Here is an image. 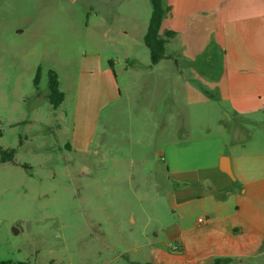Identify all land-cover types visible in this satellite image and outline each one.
Returning a JSON list of instances; mask_svg holds the SVG:
<instances>
[{"label":"rangeland","instance_id":"rangeland-1","mask_svg":"<svg viewBox=\"0 0 264 264\" xmlns=\"http://www.w3.org/2000/svg\"><path fill=\"white\" fill-rule=\"evenodd\" d=\"M151 12V0H0V146L15 149L0 164V261L175 264L161 252L179 244L187 264H264V235L195 226L206 218L195 210L181 241L166 232L179 218L171 170L189 161L186 136L216 133L220 115L234 120L217 101L200 114L185 98L188 76L221 74L222 51L207 48L193 68L179 52L173 99L155 80ZM49 70L65 92L57 108Z\"/></svg>","mask_w":264,"mask_h":264},{"label":"crops","instance_id":"crops-1","mask_svg":"<svg viewBox=\"0 0 264 264\" xmlns=\"http://www.w3.org/2000/svg\"><path fill=\"white\" fill-rule=\"evenodd\" d=\"M165 3L170 10L160 33L175 34L166 43L167 56L150 64L155 80L166 81L173 99L179 76V52L184 53V65L193 68L197 55L207 48L222 51L221 74L212 80L204 75L188 76L185 98L187 103L202 105L200 114L204 113V106L217 101L234 120L231 124L225 120L226 116L220 115L216 133L196 139L186 136V155L181 159L189 161L171 170L176 181L172 202L179 218L166 232L171 241H181L191 229L188 213L195 210L205 215L202 224L207 229L220 227L228 235L248 231L256 242L257 236L264 235V0H165ZM217 112L212 110L211 115ZM176 144L167 147L172 163H175L172 159H178ZM71 146L77 151V140ZM79 147L87 150L85 144ZM202 224L196 218L194 225ZM174 250L161 253L171 256L175 264H187L182 246L178 244Z\"/></svg>","mask_w":264,"mask_h":264},{"label":"trees","instance_id":"trees-1","mask_svg":"<svg viewBox=\"0 0 264 264\" xmlns=\"http://www.w3.org/2000/svg\"><path fill=\"white\" fill-rule=\"evenodd\" d=\"M152 12L149 19L148 29L144 35V42L150 50L151 63L156 64L167 56L166 43L168 38L172 37L175 32L167 31L165 35L160 33L162 21L170 10L165 0H151ZM48 80V99L54 108H57L65 100V92L60 88L58 74L54 70H49ZM41 76V67L38 68L35 83L38 84ZM15 156V149H7L0 146V164L12 161ZM231 261L230 257H218L213 264H227ZM0 264H27L26 262H12L11 260H1Z\"/></svg>","mask_w":264,"mask_h":264},{"label":"built area","instance_id":"built-area-1","mask_svg":"<svg viewBox=\"0 0 264 264\" xmlns=\"http://www.w3.org/2000/svg\"><path fill=\"white\" fill-rule=\"evenodd\" d=\"M206 220L204 219V218H202V217H200L199 219H198V223L199 224H202V223H204Z\"/></svg>","mask_w":264,"mask_h":264}]
</instances>
